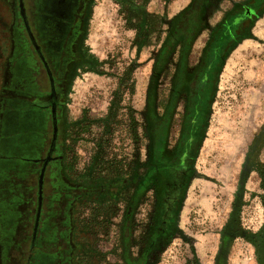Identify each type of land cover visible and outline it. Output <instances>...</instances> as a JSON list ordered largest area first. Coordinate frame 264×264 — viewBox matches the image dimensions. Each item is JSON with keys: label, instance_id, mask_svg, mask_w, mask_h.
Here are the masks:
<instances>
[{"label": "rangeland", "instance_id": "1", "mask_svg": "<svg viewBox=\"0 0 264 264\" xmlns=\"http://www.w3.org/2000/svg\"><path fill=\"white\" fill-rule=\"evenodd\" d=\"M11 1L0 0V77ZM192 1H89L62 83V158L57 171L45 170L40 212L62 207L58 185L93 186L105 194L74 204L76 242L109 253L121 216L129 264H264V0H211L199 22L190 16L186 35L181 28L167 38ZM243 9L245 20L219 41L225 14ZM215 46L207 77L202 63ZM193 75L205 77L200 87ZM198 100L200 121L183 128ZM151 106L160 120L154 132ZM50 137L48 124L40 156ZM39 167L0 168V264H23ZM76 264L107 263L81 253Z\"/></svg>", "mask_w": 264, "mask_h": 264}, {"label": "flooded vegetation", "instance_id": "2", "mask_svg": "<svg viewBox=\"0 0 264 264\" xmlns=\"http://www.w3.org/2000/svg\"><path fill=\"white\" fill-rule=\"evenodd\" d=\"M90 0H12L9 51L0 77V168L39 163L45 170L62 158L58 148L62 83ZM25 11L33 40L21 16ZM37 48L35 47V44ZM57 130L52 140L53 123ZM51 137L44 156L46 127ZM38 224V223H37ZM37 225L34 224L33 238Z\"/></svg>", "mask_w": 264, "mask_h": 264}, {"label": "trees", "instance_id": "3", "mask_svg": "<svg viewBox=\"0 0 264 264\" xmlns=\"http://www.w3.org/2000/svg\"><path fill=\"white\" fill-rule=\"evenodd\" d=\"M210 1L211 0H193L190 4L189 10L186 13H184L180 17L174 18L170 26L171 31L167 35V38H169L172 35H174L175 37L177 31L181 28H183L184 30L183 33L184 35H186L187 32L185 27L188 25L190 21V16L193 15L196 18L195 22L197 21L199 22L201 8L204 7L205 4H207L208 2L210 3ZM256 1L257 0H244L243 3H245V5H253L256 3ZM225 16H226L225 18L226 23L222 27V31L218 38L219 41L221 40V38L227 39L229 37L228 35L231 34V31H233L236 27H238L239 24H241L245 20L246 14H244V9H243V10L227 12ZM217 57H218V51L215 46L214 50H212L209 53V61L207 62V64H205L206 63L205 61L202 63V65L203 64L204 66L206 65L203 71L205 76L209 77L212 71L211 69L214 63L217 61ZM196 77L198 76L193 75L192 77L193 86L195 84V88H197L198 86L200 87V83L204 81L203 79H205V77H200V78H196ZM196 96H197L196 98H199L201 94L197 93ZM168 104L169 102L167 103V105ZM201 110H202V105H199V100L196 101V103L194 102L192 106L189 105L188 110L185 113L183 119L184 121L183 128H185V123L187 124L191 123L192 125L194 122L196 124V121H200ZM157 114L158 111L155 110L154 106H151V111L148 113V117L151 118L152 121L151 128L153 132L156 131L157 125L160 121ZM27 164L30 163H26L25 165ZM106 186L109 187V184H106ZM57 192H59V195L61 194L62 200L64 201L62 207L60 209H54L52 208V204H51L49 210L46 211L45 217L42 216V211L40 212L36 234L35 237L33 238L35 216H36V211H35L33 222L30 227L28 243L26 246V250L23 254L24 255L23 264H76V257L81 255V253L85 255L87 253V256L90 259L91 263H95V262L105 263L106 254L105 252L101 251L99 246L93 244L89 240H87L89 241L87 243L79 238L78 239L82 240L83 242L79 240H77L76 242V240L74 239L75 224L73 218V206L76 202L83 199L84 197H87L95 193L99 195H104L105 192H102L101 189L100 190L99 188L96 189L93 186L78 185L73 183L58 185ZM96 199L98 200V198L95 197V201H97ZM12 218L13 217L11 212L4 213L3 216L4 220L9 221L10 219L12 220ZM98 219H101V220H97L98 223L103 221L102 217ZM123 220L125 221L124 223H122V219L120 216V221L118 223L115 235H113V237L115 236V240L112 242L114 244L109 252L112 253V255L115 256L116 258H119V255H121L122 264H129L130 261L134 260V257L131 255V244L128 237L129 236L128 222L125 220V217H123ZM107 222L109 225L111 224V220L110 221L108 220ZM105 223L106 222L104 221L103 224ZM80 229L83 230L81 227ZM80 229L77 230V235ZM107 233H109L108 230ZM119 248H120V252H119ZM258 259L260 260V258L257 257V261L259 263ZM115 263L119 264L118 259Z\"/></svg>", "mask_w": 264, "mask_h": 264}, {"label": "water", "instance_id": "4", "mask_svg": "<svg viewBox=\"0 0 264 264\" xmlns=\"http://www.w3.org/2000/svg\"><path fill=\"white\" fill-rule=\"evenodd\" d=\"M20 6H21V16L23 18L24 26H25L26 30L28 31L30 37L32 38V41L34 42L32 34L30 32V29H29V25H28L27 19L25 17V11H24L22 3H21ZM35 47L37 48L36 44H35ZM56 130H57V127H56V124H55V121H54V123H53V134H52V140L53 141L56 138ZM48 159H49V154L47 155V157H45L43 159V165H42V167L40 169V172L38 174V179H37V187H38V189H37V208H36V216H35V226L38 223V218H39V214H40V210H41L42 183H43V177H44V173H45L46 162H47Z\"/></svg>", "mask_w": 264, "mask_h": 264}, {"label": "crops", "instance_id": "5", "mask_svg": "<svg viewBox=\"0 0 264 264\" xmlns=\"http://www.w3.org/2000/svg\"><path fill=\"white\" fill-rule=\"evenodd\" d=\"M125 241H126V239H125ZM113 244L114 243H112V242H110V243H108L107 245H106V247L108 248V250L110 251V249L112 248V246H113ZM119 252H120V248H119ZM105 263H107V264H111V262L113 261V258H114V260H115V262L117 261V259H118V261H119V264H122V256L121 255H119V258H116L115 256H113L112 255V253H106L105 252Z\"/></svg>", "mask_w": 264, "mask_h": 264}]
</instances>
